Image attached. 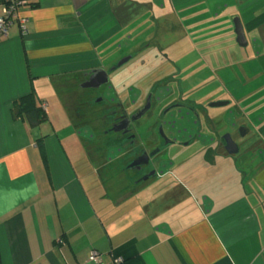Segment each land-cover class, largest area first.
<instances>
[{
	"label": "crops",
	"instance_id": "0c3cea01",
	"mask_svg": "<svg viewBox=\"0 0 264 264\" xmlns=\"http://www.w3.org/2000/svg\"><path fill=\"white\" fill-rule=\"evenodd\" d=\"M17 12L24 33L14 19L0 39L2 264H109L114 257L120 264H264V0H26ZM151 13L175 19L172 28L192 37L202 62L192 58L187 67L206 76L197 84L227 76L230 88L207 99L226 101L245 134L252 132L248 145L233 140L240 157L224 141H200L188 159L157 156L153 173L136 180L119 162L122 152L108 156L110 145L93 143L90 132L80 136L58 85L74 81L90 93L81 84L96 69L107 72L108 84L109 70L145 45L121 51L110 67L97 48L125 21ZM235 17L245 45L236 40ZM107 50L109 58L118 52ZM32 90L37 105L46 104L38 125L12 116L13 102ZM93 250L101 262L88 259Z\"/></svg>",
	"mask_w": 264,
	"mask_h": 264
},
{
	"label": "rangeland",
	"instance_id": "374dc122",
	"mask_svg": "<svg viewBox=\"0 0 264 264\" xmlns=\"http://www.w3.org/2000/svg\"><path fill=\"white\" fill-rule=\"evenodd\" d=\"M152 14L125 21L126 28L111 37L109 44L97 48V59L102 65L110 67V63L117 59L121 51L130 52L134 46L142 42L145 45L143 56L136 53V57L131 61L123 63L113 71L109 70L108 84L101 88H92L90 93L77 88L74 81H68L64 88L63 85H58L70 113L82 103L80 110L87 113V118L89 117L96 125L99 121H105V116L109 114L105 109L108 99L122 104L125 112L132 114L150 98V109L139 120L134 121L132 129L142 146L149 150L157 148L158 144L161 147V156L167 155L169 159H188L198 150L197 143L219 140L223 142L222 137L225 134H229L236 142L250 144L254 140L252 132L240 135L238 115L231 105L209 106L212 102L207 99L209 93H222V90L224 92L227 90V86L230 88L231 85L224 80L227 76L221 75V78L219 75H213L210 83L197 84L196 77H201L204 69L193 75L197 69L187 67L189 59L202 62L199 57L202 53L197 57L199 51H193L189 46L192 37L172 28L177 22L175 19L168 17L166 20H160ZM111 44L116 45L114 47ZM112 48H117L118 52L109 58L107 49ZM139 55L142 60L137 59ZM205 77L202 75L203 79ZM68 78L70 77H65ZM77 78L85 79L83 74ZM97 99H103V102H95ZM197 103H202L205 109H198ZM93 114L98 118L95 116L93 118ZM105 124L99 127L98 138L104 139L105 144L110 145L107 149L108 156H117L123 151L122 145L117 141L120 137L103 132L109 127ZM87 127L85 125L79 128L80 136L83 138H87L89 132L91 135L92 131ZM160 128L172 143H161ZM195 137L199 142L187 148L174 143V141L184 143L186 139ZM251 147L250 155H255L257 148L253 144ZM240 155L241 151L234 154L235 157ZM121 158H123L119 161L121 164L127 162L126 158L123 156ZM241 160L237 158L239 164Z\"/></svg>",
	"mask_w": 264,
	"mask_h": 264
},
{
	"label": "flooded vegetation",
	"instance_id": "af4514ba",
	"mask_svg": "<svg viewBox=\"0 0 264 264\" xmlns=\"http://www.w3.org/2000/svg\"><path fill=\"white\" fill-rule=\"evenodd\" d=\"M116 104L118 105L119 103L111 100L105 106V109L109 112L106 117L111 118V121L109 123L110 125L105 132L113 133L121 137V140L117 141L123 147V151L121 153L122 156L127 159L125 165L127 168L126 173L131 174V176L135 177L136 180L142 177H147L153 173L154 160H156L157 156L161 155V147L157 144V148L153 147L148 150L144 146H142L138 141L137 135L135 134V132H133L132 129V124L134 123V121L127 125V122L125 120L127 117L129 118L131 114L125 112L124 108H114ZM117 125H127V128H123L119 131H113L112 127ZM161 139V143L165 144L164 138L161 137ZM168 141L170 140L168 139ZM146 155H149V157H147Z\"/></svg>",
	"mask_w": 264,
	"mask_h": 264
},
{
	"label": "trees",
	"instance_id": "16d2710c",
	"mask_svg": "<svg viewBox=\"0 0 264 264\" xmlns=\"http://www.w3.org/2000/svg\"><path fill=\"white\" fill-rule=\"evenodd\" d=\"M31 5L34 7L37 6L36 3H32ZM112 105H114V104H112ZM66 106L68 108V105H66ZM81 107H82V103H81V105H78V107L76 106V108L73 110V113L71 110L70 115L72 117L74 125L80 126V127L87 125L92 131L91 134H92L93 139H94L93 143H97V142L101 143L102 141H104V139L98 138L99 129H100L99 127L105 123H106L105 125L109 126L111 118L106 117L105 121H99V123L94 125L90 121L91 119H89V117L87 118L88 114L85 113L84 111L80 110ZM114 108H123V107L121 104H118V105L116 104V106H114ZM69 112H70V110H69ZM20 115H24L27 118L30 125H38L40 122H42L46 118L45 111L42 109L41 105L38 106L36 103V96H35L34 90L30 91L26 95L19 97V99H17L16 101L13 102L12 116L14 118H16ZM94 116L96 118H98L97 115L93 114V118H94ZM106 130H107V128L105 129V131ZM105 131H103V132H105ZM39 140H41V139H38V141ZM118 140H121V137ZM38 146L41 148L42 153L45 157L44 146H43L42 142H39ZM0 264H2L1 257H0Z\"/></svg>",
	"mask_w": 264,
	"mask_h": 264
},
{
	"label": "water",
	"instance_id": "95a60500",
	"mask_svg": "<svg viewBox=\"0 0 264 264\" xmlns=\"http://www.w3.org/2000/svg\"><path fill=\"white\" fill-rule=\"evenodd\" d=\"M234 23V31L236 33V40L239 43V45H245L246 44V39L244 36V30L242 27V24L240 23L239 19L237 17L234 18L233 20ZM128 58H123L118 62V65L124 63ZM108 81V76H107V72L103 69H96L93 71L92 75L90 77H88V79L86 81H84V83L81 84L82 87H96V88H101L102 86H104V84ZM100 100V99H98ZM226 101H216V102H212L209 105L210 106H220V105H224L226 104ZM151 103H150V98L147 99L146 103L140 107L139 109H137L135 112H133L130 117L126 118V122L127 125L129 123H131L132 121H137L139 120L149 109H150ZM127 125L122 126V125H117L112 127L113 131H119L123 128H127ZM239 132L240 135H244L246 133V128L244 127H239ZM160 135L161 137L164 138V142H168L167 137L164 135V133L161 131L160 128ZM224 143H225V149L229 154H234L238 151V147L237 144L233 141V139L231 138V136L229 134H225L222 137ZM147 157H149V155H146Z\"/></svg>",
	"mask_w": 264,
	"mask_h": 264
},
{
	"label": "built area",
	"instance_id": "2783aa9c",
	"mask_svg": "<svg viewBox=\"0 0 264 264\" xmlns=\"http://www.w3.org/2000/svg\"><path fill=\"white\" fill-rule=\"evenodd\" d=\"M25 1L26 0H0L2 4V14L0 15V39L6 36L8 26L14 19H17L20 25L21 32L24 33L25 19L24 17L18 15L17 7L19 4ZM41 107L45 111L46 104L42 103ZM88 259L94 262H101V255L97 251L93 250L90 252ZM120 262H121L120 257H114L109 264H120Z\"/></svg>",
	"mask_w": 264,
	"mask_h": 264
}]
</instances>
